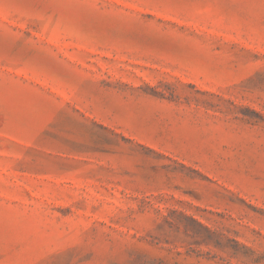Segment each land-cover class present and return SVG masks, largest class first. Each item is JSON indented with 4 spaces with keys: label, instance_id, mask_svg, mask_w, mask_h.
Returning a JSON list of instances; mask_svg holds the SVG:
<instances>
[{
    "label": "rangeland",
    "instance_id": "rangeland-1",
    "mask_svg": "<svg viewBox=\"0 0 264 264\" xmlns=\"http://www.w3.org/2000/svg\"><path fill=\"white\" fill-rule=\"evenodd\" d=\"M0 264H264V0H0Z\"/></svg>",
    "mask_w": 264,
    "mask_h": 264
}]
</instances>
